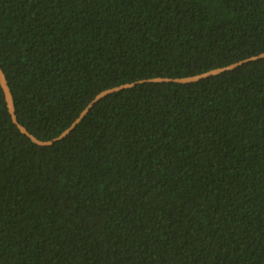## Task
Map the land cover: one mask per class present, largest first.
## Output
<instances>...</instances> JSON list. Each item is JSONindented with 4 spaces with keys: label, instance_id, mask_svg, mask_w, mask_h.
<instances>
[{
    "label": "trees",
    "instance_id": "16d2710c",
    "mask_svg": "<svg viewBox=\"0 0 264 264\" xmlns=\"http://www.w3.org/2000/svg\"><path fill=\"white\" fill-rule=\"evenodd\" d=\"M264 54V0H0L19 123ZM0 264H264V59L97 103L42 147L0 84Z\"/></svg>",
    "mask_w": 264,
    "mask_h": 264
},
{
    "label": "water",
    "instance_id": "95a60500",
    "mask_svg": "<svg viewBox=\"0 0 264 264\" xmlns=\"http://www.w3.org/2000/svg\"><path fill=\"white\" fill-rule=\"evenodd\" d=\"M264 59V54H261L260 56L257 57H252L250 59L241 61L237 64L231 65L229 67L226 68H221V69H217V70H213L210 71L208 73L202 74V75H198L195 77H190V78H183V79H170V78H158V79H151V80H146V81H140V82H136L133 84H126L120 87H116L114 89H110L107 91L102 92L101 94H99L90 104L89 106L81 113V115L79 116V118L72 124V126L70 128H68L65 132H63V134L61 136H59L58 138L54 139L53 141H48V142H43L40 141L39 139H37L34 135L30 134L29 131L19 123L18 117H17V112H16V108L14 105V99H13V94L11 92L10 86L8 84V80L7 77L0 65V84L1 87L4 91L5 94V98H6V102H7V106L9 109V112L11 114V117L13 119V122L15 125L18 126V128L20 129V131L28 136L35 144L42 146V147H47V146H51L54 143L61 141L63 139H65L66 137H68L76 128L77 126L85 119V117L88 115V113L90 112V110L97 104L99 103L101 100H103L104 98L108 97L109 95H112L114 93H118L121 92L125 89H132L135 88L137 85L139 84H146V83H178V84H193L202 80H206L212 77H216L219 75H222L223 73L226 72H230V71H234L238 68H240L241 66L254 62V61H259V60H263Z\"/></svg>",
    "mask_w": 264,
    "mask_h": 264
}]
</instances>
